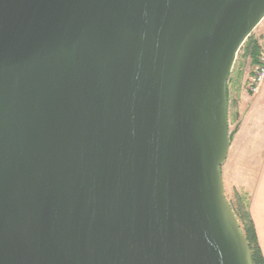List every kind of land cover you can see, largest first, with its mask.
Wrapping results in <instances>:
<instances>
[{
  "label": "water",
  "instance_id": "obj_1",
  "mask_svg": "<svg viewBox=\"0 0 264 264\" xmlns=\"http://www.w3.org/2000/svg\"><path fill=\"white\" fill-rule=\"evenodd\" d=\"M263 18L264 0H0V264H254L222 168Z\"/></svg>",
  "mask_w": 264,
  "mask_h": 264
},
{
  "label": "crops",
  "instance_id": "obj_2",
  "mask_svg": "<svg viewBox=\"0 0 264 264\" xmlns=\"http://www.w3.org/2000/svg\"><path fill=\"white\" fill-rule=\"evenodd\" d=\"M257 35L264 39V18L257 24ZM250 72L244 85H236V112L244 106L243 117L237 120L230 142L227 159L223 165V179H231L232 190L245 192L249 210L264 255V85L257 93L247 89ZM230 100V93H229ZM261 110V111H260ZM242 179H245L243 181ZM226 185V183H225Z\"/></svg>",
  "mask_w": 264,
  "mask_h": 264
},
{
  "label": "trees",
  "instance_id": "obj_3",
  "mask_svg": "<svg viewBox=\"0 0 264 264\" xmlns=\"http://www.w3.org/2000/svg\"><path fill=\"white\" fill-rule=\"evenodd\" d=\"M241 48L244 49L245 54L251 56V61L253 63L260 48L259 41L256 37H254L253 32H251V34L246 38ZM228 84H230V78ZM230 202L240 220L249 243L254 264H264V255L258 241L257 231L249 210V200L246 193L236 191L234 199H230Z\"/></svg>",
  "mask_w": 264,
  "mask_h": 264
},
{
  "label": "rangeland",
  "instance_id": "obj_4",
  "mask_svg": "<svg viewBox=\"0 0 264 264\" xmlns=\"http://www.w3.org/2000/svg\"><path fill=\"white\" fill-rule=\"evenodd\" d=\"M254 37H256L259 41V45H261L264 41V39H260L259 36L257 35L258 33V29L252 31ZM251 61V56L245 54L244 49L240 48L236 58H235V62L230 74V84H229V93H230V100H229V124H230V130H234L236 127V122L237 120L240 121L243 117V105L242 107L239 109L241 112H236V93H235V87L236 85L238 86L240 85H244L245 82V77L246 75H248V73L250 72V67H249V63ZM252 69V66H251ZM246 87V84H245ZM261 111V110H260ZM243 181H245V179H242ZM226 183V185H225ZM224 183V187H225V192L227 197L230 199H234V190H232V182L231 179H226V182Z\"/></svg>",
  "mask_w": 264,
  "mask_h": 264
},
{
  "label": "built area",
  "instance_id": "obj_5",
  "mask_svg": "<svg viewBox=\"0 0 264 264\" xmlns=\"http://www.w3.org/2000/svg\"><path fill=\"white\" fill-rule=\"evenodd\" d=\"M264 85V41L260 45L255 61L252 63L251 75L247 81V89L257 93Z\"/></svg>",
  "mask_w": 264,
  "mask_h": 264
}]
</instances>
